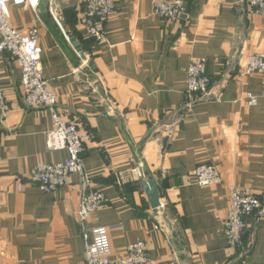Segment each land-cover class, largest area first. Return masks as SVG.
Segmentation results:
<instances>
[{
	"label": "crops",
	"instance_id": "obj_1",
	"mask_svg": "<svg viewBox=\"0 0 264 264\" xmlns=\"http://www.w3.org/2000/svg\"><path fill=\"white\" fill-rule=\"evenodd\" d=\"M50 1L42 0L37 12L12 7L13 23L25 32L39 29L42 67L59 111L92 136L84 170L91 191L103 192L109 203L89 226L109 229L113 257L145 242L148 264H264V216L246 218L238 249L222 236L233 188L249 189L264 202V75L242 76L247 57L264 54V19L241 0H179L189 17L171 22L154 15L155 0H115L106 41L96 44L81 27L86 0H61L77 3L60 18L82 46L84 62L50 16ZM195 59L207 61L211 93L221 97L188 111L163 148L162 126L185 104ZM21 83L15 61L0 54V88L12 110L0 122V264H86L80 176L53 194L33 185L16 190L15 177L68 158L49 148L52 113L27 109ZM247 94L257 97L256 106L247 105ZM140 163L157 181L163 215L150 206ZM201 164L218 168V186L195 183Z\"/></svg>",
	"mask_w": 264,
	"mask_h": 264
},
{
	"label": "built area",
	"instance_id": "obj_2",
	"mask_svg": "<svg viewBox=\"0 0 264 264\" xmlns=\"http://www.w3.org/2000/svg\"><path fill=\"white\" fill-rule=\"evenodd\" d=\"M42 0H0V54H8L15 61L22 74L21 93L24 104L30 110H48L52 113L53 130L48 134V146L53 151H66L68 158L56 164H41L27 175L15 177L17 192L33 185L44 194H53L69 186L74 175L80 176L78 221L85 246L86 264H148V250L145 242L130 244L118 257L112 255L109 229L103 226L90 227L93 214L104 210L109 201L101 191H91V180L83 166V156L92 140L91 134L81 125L63 116L58 108V97L49 86L42 67V48L37 27L25 32L13 23L12 7L29 6L34 12ZM247 11L264 19V0H241ZM50 15L69 41L63 29L53 1L49 3ZM153 13L166 22L188 19V10L179 0H155ZM117 14L115 0H86L80 14L81 27L87 39L96 44L106 41V25ZM264 75V54L247 57L242 76ZM212 78L207 72V61L195 59L187 70L186 101L180 110L167 114L163 133L170 137L179 130L184 115L199 103L218 100L221 94L211 93ZM257 97L247 94V105H257ZM5 92L0 88V122L11 114ZM141 168L143 170H141ZM143 180L147 175L140 163L137 170ZM2 167L0 161V178ZM195 183L202 188L218 186L222 179L214 164H201L192 174ZM166 203L161 201L164 213ZM264 216V202L251 190L233 188L230 191L229 208L222 224V236L228 246L238 249L243 245L247 228L246 218L250 215Z\"/></svg>",
	"mask_w": 264,
	"mask_h": 264
},
{
	"label": "water",
	"instance_id": "obj_3",
	"mask_svg": "<svg viewBox=\"0 0 264 264\" xmlns=\"http://www.w3.org/2000/svg\"><path fill=\"white\" fill-rule=\"evenodd\" d=\"M53 7L55 8L57 14L59 15V20L61 22V19L65 16V14L74 13L76 11L77 3H76V1H73V3L70 6H66L65 4H63V2L61 0H53ZM48 12L50 14V8L49 7H48ZM60 16L62 18H60ZM69 43L72 45V47L77 52L80 60H82L84 62L88 61V58L86 57V55L83 52L82 46L80 45V43L78 42V40L76 38L71 37L69 35ZM89 68L93 72L98 73V70L96 69L93 61L89 62ZM168 140H169V138H166L164 140L163 148H166ZM142 185H143L145 194L148 197L151 208L154 210V212L157 215H163L164 213L161 210V197H160V192H159V187H158L157 181L154 179L153 176H150L148 174L142 180Z\"/></svg>",
	"mask_w": 264,
	"mask_h": 264
},
{
	"label": "rangeland",
	"instance_id": "obj_4",
	"mask_svg": "<svg viewBox=\"0 0 264 264\" xmlns=\"http://www.w3.org/2000/svg\"><path fill=\"white\" fill-rule=\"evenodd\" d=\"M144 168V167H143ZM141 170H143L142 168H141Z\"/></svg>",
	"mask_w": 264,
	"mask_h": 264
}]
</instances>
